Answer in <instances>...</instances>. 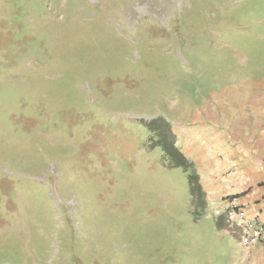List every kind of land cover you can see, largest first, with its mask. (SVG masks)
Masks as SVG:
<instances>
[{
    "label": "rangeland",
    "instance_id": "374dc122",
    "mask_svg": "<svg viewBox=\"0 0 264 264\" xmlns=\"http://www.w3.org/2000/svg\"><path fill=\"white\" fill-rule=\"evenodd\" d=\"M261 226L264 0H0V264H255Z\"/></svg>",
    "mask_w": 264,
    "mask_h": 264
},
{
    "label": "trees",
    "instance_id": "16d2710c",
    "mask_svg": "<svg viewBox=\"0 0 264 264\" xmlns=\"http://www.w3.org/2000/svg\"><path fill=\"white\" fill-rule=\"evenodd\" d=\"M150 126L151 129L159 137L158 144L162 147L163 151L166 152L170 156V158L172 157L174 158V160H177L175 161V164L182 166L186 171H189V181L191 184V192L194 198V202H197L199 205L201 204V206L204 207L206 201L205 194L198 182L197 174L194 173L195 168L192 164L187 162L184 154L176 148V137L172 132L170 124L161 117L152 121V124ZM200 198L201 203H199ZM218 226L221 229H225L228 225L224 223L221 224L218 220Z\"/></svg>",
    "mask_w": 264,
    "mask_h": 264
},
{
    "label": "crops",
    "instance_id": "0c3cea01",
    "mask_svg": "<svg viewBox=\"0 0 264 264\" xmlns=\"http://www.w3.org/2000/svg\"><path fill=\"white\" fill-rule=\"evenodd\" d=\"M249 92H252V91H247V90H239L238 93H236V96L234 97H237V98H244V96H247V94ZM246 250V254L247 255V259L248 257H254L255 259V264H256V261L258 260L257 264H264V249L261 247V246H256V247H252L250 249H247L245 248ZM253 264V262H252Z\"/></svg>",
    "mask_w": 264,
    "mask_h": 264
},
{
    "label": "built area",
    "instance_id": "2783aa9c",
    "mask_svg": "<svg viewBox=\"0 0 264 264\" xmlns=\"http://www.w3.org/2000/svg\"><path fill=\"white\" fill-rule=\"evenodd\" d=\"M253 231L255 232L254 234H250V236L248 237V240H250L251 242H256L258 241V239L264 237V226L261 227H256L255 229H253Z\"/></svg>",
    "mask_w": 264,
    "mask_h": 264
}]
</instances>
